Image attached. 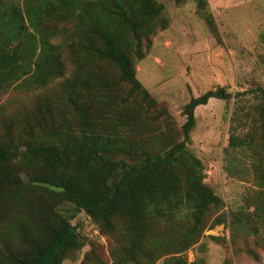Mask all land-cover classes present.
Instances as JSON below:
<instances>
[{
    "label": "trees",
    "instance_id": "1",
    "mask_svg": "<svg viewBox=\"0 0 264 264\" xmlns=\"http://www.w3.org/2000/svg\"><path fill=\"white\" fill-rule=\"evenodd\" d=\"M193 1L219 38L208 1ZM168 21L158 0H0V92L17 93L0 119V264H63L88 245L81 264H206L187 251L226 222L225 203L191 142L213 98H235L225 153L249 161L232 241L264 248V88L192 96L179 126L137 77ZM82 213L110 263L73 224Z\"/></svg>",
    "mask_w": 264,
    "mask_h": 264
},
{
    "label": "rangeland",
    "instance_id": "2",
    "mask_svg": "<svg viewBox=\"0 0 264 264\" xmlns=\"http://www.w3.org/2000/svg\"><path fill=\"white\" fill-rule=\"evenodd\" d=\"M158 1L166 6L169 26L156 35L150 53L137 64V77L153 97L169 107L179 126L186 120L182 111L192 96L220 86L233 95L264 88V0H207L219 38L200 17L193 0L182 5L175 0ZM12 95L17 93L0 92V119L14 113L11 109L16 107L9 105ZM234 100L227 104L213 98L196 109L191 148L204 164L205 182L224 200L226 222L205 230L200 243L187 251L190 263L203 259L206 264H264V248L252 236L240 232L232 241L230 214L244 206V196L252 185L244 178L249 170L246 153H225ZM31 103L24 99L26 106ZM2 125L0 120V134ZM73 224L80 225L88 240L96 242L102 259L110 263L107 237L83 213ZM248 247L260 259L248 253ZM89 249L88 245L79 259H67L63 264H81Z\"/></svg>",
    "mask_w": 264,
    "mask_h": 264
}]
</instances>
